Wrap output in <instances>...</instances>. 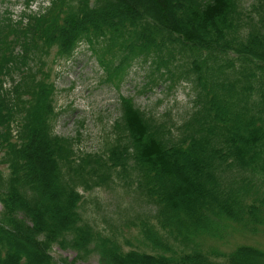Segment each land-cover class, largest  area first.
Instances as JSON below:
<instances>
[{"label": "trees", "instance_id": "trees-1", "mask_svg": "<svg viewBox=\"0 0 264 264\" xmlns=\"http://www.w3.org/2000/svg\"><path fill=\"white\" fill-rule=\"evenodd\" d=\"M45 1L23 15L28 65L53 45L69 55L96 41L110 80L149 62L173 83L190 81L195 98L175 133L171 117L121 97L116 137L104 138L105 151L78 156L52 132L51 84L19 67L20 82L0 95L9 167L0 184V264H77L93 252L101 264H264V249L253 245L226 255L199 244L226 218L251 232L264 225V196L253 195L264 183V0L249 9L241 0ZM8 59L3 53L0 79ZM115 177L155 208L154 222L140 219L150 251L126 249L83 218L84 192ZM54 246L77 255L57 259Z\"/></svg>", "mask_w": 264, "mask_h": 264}, {"label": "rangeland", "instance_id": "rangeland-1", "mask_svg": "<svg viewBox=\"0 0 264 264\" xmlns=\"http://www.w3.org/2000/svg\"><path fill=\"white\" fill-rule=\"evenodd\" d=\"M46 3L45 0H0V24L7 25L10 20L15 23L13 28L0 30V39L7 43L5 45L0 42V60L3 53L9 55V59L4 62L0 79V95H5V89L9 88L4 86L5 83L10 82L14 89L13 79L20 82L19 67L29 73H37L36 82L51 84L53 122L56 112L61 113L59 117L62 116L56 125L58 130L65 135H77L82 144L92 148L102 147L98 138H101L103 128L117 118L115 107L119 101L120 109L121 97L130 98L137 107L152 112L159 120L171 117L176 123L173 130L177 133V126L193 108V84L187 80L173 83L166 75L156 74L158 72H154L149 62L137 61L130 67L126 66L110 80L104 63L99 61L97 42L82 41L76 45V51L69 55L61 54V50L53 45L48 48L44 58L28 65L26 60L29 51H26L20 40L24 25L23 15L30 10L37 12ZM241 3L244 8L249 9L254 0H241ZM40 87L41 84L38 85L39 89ZM7 133L6 125L0 123V184L2 181L6 182L9 176L8 165L1 161L4 153L1 144ZM90 139L94 143H89ZM242 186L237 181L234 189ZM260 186L262 188L254 190L253 195L264 196V183L261 182ZM83 196L80 211L86 221L104 233L116 236L126 249L136 246L149 250L144 246L146 240L142 235L140 219L154 222L155 208L146 196L134 187L126 186L117 177L109 186L97 187L84 192ZM1 212L0 203V214ZM214 230L212 238L202 235L199 239V244L211 251L228 255L240 245H253L264 249V225L259 226L257 232H251L226 218L215 225ZM52 253L57 259L68 257L71 260L77 255L73 250L63 251L58 246L53 247ZM77 264H101L100 255L93 252Z\"/></svg>", "mask_w": 264, "mask_h": 264}, {"label": "built area", "instance_id": "built-area-1", "mask_svg": "<svg viewBox=\"0 0 264 264\" xmlns=\"http://www.w3.org/2000/svg\"><path fill=\"white\" fill-rule=\"evenodd\" d=\"M56 131L58 134H62L61 131L58 130V128L56 127ZM72 136H76L75 134H72ZM76 139V137H74ZM98 141H100V139L98 138ZM89 143H94V140L93 139H90L89 140ZM75 148L78 150V151H96L98 150L99 148H92V147H89V146H86L84 144H82V140L79 142H76L75 141Z\"/></svg>", "mask_w": 264, "mask_h": 264}]
</instances>
